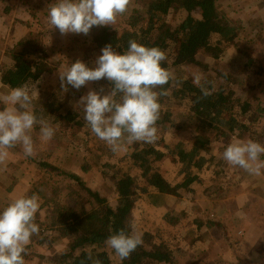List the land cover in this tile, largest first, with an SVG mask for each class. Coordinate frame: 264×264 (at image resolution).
<instances>
[{"label":"rangeland","instance_id":"obj_1","mask_svg":"<svg viewBox=\"0 0 264 264\" xmlns=\"http://www.w3.org/2000/svg\"><path fill=\"white\" fill-rule=\"evenodd\" d=\"M10 3L13 6L9 13L4 16L7 20L0 21V32L5 33L10 27V30H14V35L17 36V34L22 33L24 35L27 31L32 30L34 34L41 33L42 41L46 37L51 40L59 35V30L50 24L48 17L49 9L55 3V0H10ZM141 6L138 0H130L127 11L123 15L118 16L116 22L108 25V27H126V21L131 12L134 9L140 11L142 9ZM216 6L231 22L237 23L238 20L244 17L241 27L243 31L238 39L237 47L228 50L218 60L210 58L205 52H200L194 63L181 67V76L185 80L194 83L195 74L203 73L204 80L202 82L208 83L214 88L224 87L243 99L258 98L260 100L259 103L252 101V104L253 107L256 104L260 105L261 111H249L244 116V120L246 119V122H248L249 130L243 131L242 136H239L237 132H232L227 139H220L219 143H215L211 147L210 153L215 159L207 165L204 164L200 172H194V181L189 186L190 191L180 197L166 195L161 192L145 193L142 196L143 203L139 204L136 211L130 216V233L142 234V244L154 250H163L161 243L163 242L173 252L174 261L177 264H198L196 258H209L212 253L220 251L224 254L229 252L230 255L225 263H220L219 261V264H264V194L262 189L257 188L258 185L264 183V177L261 178L263 180L259 179V183H256V185H254L253 179L245 181V170L228 164L222 156L225 148L237 140L251 139L264 144V139L260 138L264 127V81L260 87L256 86L257 82L263 80L264 77L250 83L254 88L249 86L241 88L238 83L244 81L236 79L250 77L248 73H244L248 63V56L253 58L257 65L260 64L258 62L264 63V0H260L258 7L252 0H218ZM3 8V4L0 3V10ZM25 26L30 28L26 29ZM99 27L104 26H93L87 35L73 33L72 41L68 42V40L67 42L72 44L74 52L70 51L69 54L65 50L61 54H55L56 58H52L50 62H47L49 68H55L59 76L66 70L65 64L71 66L78 59L84 61L89 67H94L95 60L102 54L100 51L95 50L98 41L97 29ZM7 40L2 39L0 41V62L3 64L2 66L12 65L6 50L9 47L8 44H11V42L13 44L14 42L13 39L11 41ZM63 60L66 61L62 63ZM5 62H8V64H5ZM57 64L59 66H56ZM226 76L232 81H225ZM53 83L55 87L57 81H53ZM54 87L49 90L47 86L42 88L44 92H41V102L44 104V99L47 96L48 103L42 109L43 111H40L38 118H50L54 123L55 130L60 131V136L59 134L54 136L56 137V140H54L55 144H50L62 152L59 157L62 165L59 164V166L78 174L82 177L88 189L99 193L110 204H113L117 197L112 181V172L104 167L105 163L114 165L118 172L130 176L138 186L145 187L146 180L142 172L133 166L130 159L123 158L129 145H125L123 150L113 153L104 141L96 137L89 126L71 127L67 125L61 127V123L56 116L66 109L76 110L82 117L84 114L78 100L75 102L68 100L58 102L55 99L58 96L57 93L65 91L60 86ZM101 87L104 88L103 94H107L110 85L106 79L89 82L79 90L74 89L73 91L79 93L80 99L89 90L99 91ZM30 88L32 87L30 86ZM48 106H51L49 110ZM164 109L169 112L170 121L182 125L185 132L201 131L202 126L200 124L193 126L189 123L186 115L189 113L186 101L171 100L165 104ZM49 113H53V115L48 116ZM35 127L31 134L35 141V159L39 160L40 147L44 146L47 149L49 145L47 141L40 138V126L38 132H35ZM157 128L159 129V127ZM166 129H164L162 135L158 136L155 142L159 141V139L168 140V144L173 146L174 143L181 139L180 136L182 134L177 138H173L171 135H174L175 132H166ZM227 133L229 132L227 131ZM209 135L213 138L215 131L211 130ZM57 142H60V144H57ZM58 153L57 151L53 152L52 163L58 164ZM66 159H69V161L67 162ZM70 159H72L71 162ZM37 170L39 171V169ZM219 170L222 173H219ZM176 171L177 166L174 163V158L166 155L159 173L167 181L174 182ZM214 172H218L217 175H214ZM38 176V178L43 176L41 171ZM243 194L247 202L241 206L238 212H234L235 214L230 216L222 213L226 210L223 207L226 204H223V202L231 201L234 205L241 204V202L235 201L234 198ZM84 205L86 211L101 207L99 203L90 201L85 202ZM227 205L232 206L231 203H227ZM37 213L35 222L40 226V232L32 237L31 243L27 246L28 252L24 257L25 264H53L55 255L74 249L81 243L82 238H75L71 235L59 237L54 231L46 229V225H49L50 222V218L46 213L39 209ZM208 219L223 223L225 225L224 228H226H208L205 226ZM253 220L256 221L257 226L251 229L249 221ZM197 222L204 225L203 228L199 227ZM155 228L157 230L163 228L160 238L157 232L156 236L151 237L150 233ZM232 228L234 231H232ZM45 235H49L48 241L44 240ZM252 236L254 238L252 240L253 243H249L248 239ZM242 241L243 243H241ZM206 251L209 252L208 255H206ZM237 251L242 254V259L236 258L235 254ZM201 264H205V262L201 260Z\"/></svg>","mask_w":264,"mask_h":264},{"label":"trees","instance_id":"obj_2","mask_svg":"<svg viewBox=\"0 0 264 264\" xmlns=\"http://www.w3.org/2000/svg\"><path fill=\"white\" fill-rule=\"evenodd\" d=\"M217 1L138 0L142 9L140 11L134 9L131 12L126 27L104 26L97 29L98 41L95 50L100 53L102 48L110 44L115 51L122 54L127 50L130 40H136L147 47H159L165 51L167 60L162 66L172 71L175 79L164 86L169 90V94L161 97L160 100L162 108L160 119L157 121L159 127L157 135H162L166 128V132H175L171 135L173 138L182 135L173 146L168 144V140L163 139L150 144L137 142L129 145L123 158L130 159L133 166L142 172L146 180L145 187L138 186L130 176L118 172L114 165L105 163L104 167L110 169L113 176L117 197L113 204L108 203L99 193L88 189L78 174L49 161L35 162L36 168L43 176L33 182L30 195L36 193L40 196L39 210L50 218L46 229L54 231L59 237L71 235L82 238L81 243L74 249L55 255L53 264H94L96 259H99L101 264L176 263L173 252L163 242H161L163 250H154L142 244L129 259L121 261L105 241L121 229L130 233V216L138 205L143 203L142 196L145 193L161 192L180 197L190 191L189 186L194 181V172H200L204 164L207 165L215 159L210 153L211 147L219 143L220 139H227L232 132L242 136L243 131L249 130L244 116L249 111H261L260 105L256 104L253 107L252 101L257 103L260 101L256 97L243 99L224 87L214 88L208 83L201 82L202 86L208 88L211 93L204 97L199 86L181 76V67L194 63L200 52H205L210 58L218 60L228 50L237 47L243 31L241 27L244 17L237 23L231 22L217 8ZM0 3L3 4V12L9 13L11 7L7 0H0ZM28 27L25 26L26 29ZM6 52L12 65L1 67L0 81L10 89L22 84L31 86L45 72H50L44 63L45 52L41 33L34 34L32 30L27 31L22 39ZM258 63L261 65H257L254 59L248 56L244 73H248L250 77H235L244 81L238 83V86L254 88L250 83L264 77V63ZM225 81L230 82L232 79L226 76ZM263 81L264 79L257 82L256 86L260 87ZM108 83L111 88L113 85L109 81ZM171 100L188 103L189 113L186 115L189 123L193 126L200 124L201 131L185 132L182 125L170 121L169 112L164 106ZM47 108L50 109L51 106ZM31 110L39 117L41 110L32 106ZM56 118L60 121L61 127L88 126L76 110L66 109ZM211 130L215 131L213 138L209 135ZM38 131L39 126L35 127V132ZM58 131L55 130L57 133L55 135L60 136ZM260 138L264 139V127ZM166 155L172 156L177 166L174 182L167 181L159 173ZM261 159H264V156ZM218 172L222 173L221 170ZM218 172L213 174L217 175ZM87 201L99 203L101 207L86 211L84 203ZM197 223L201 227L202 224ZM205 226L226 228L223 223L210 219ZM162 229H153L150 233L151 237L156 236L157 232L160 238ZM44 240L48 241L49 235H45ZM89 256L92 259H88Z\"/></svg>","mask_w":264,"mask_h":264},{"label":"clouds","instance_id":"obj_3","mask_svg":"<svg viewBox=\"0 0 264 264\" xmlns=\"http://www.w3.org/2000/svg\"><path fill=\"white\" fill-rule=\"evenodd\" d=\"M129 4L130 0H55L48 17L61 35H87L93 26L114 24L117 17L127 11ZM101 53L94 67L79 59L67 66L59 75L61 88L67 91L70 85L79 90L89 82L106 79L113 85L107 94H103V87L99 91L89 90L78 102L91 131L113 153L137 142L154 143L158 139L160 100L169 94L164 86L175 79L174 73L162 66L167 60L165 51L130 40L122 54L110 44L102 48ZM202 80L203 73L195 74L194 83L207 97L211 93L202 86ZM32 99L27 84L0 95V104L5 106L0 110V163L17 144L22 145L26 157L35 154L31 134L35 126H40V138L44 141L55 135V128L30 110ZM222 156L228 164L242 168L250 175L264 174V159H261L264 144L251 139L237 140L225 148ZM39 208L40 196L33 193L15 199L0 211V264H25L27 246L40 232V226L35 222ZM142 242V234H130L124 229L105 241L121 261L129 259ZM88 259H92L91 256ZM94 264H101V261L96 259Z\"/></svg>","mask_w":264,"mask_h":264},{"label":"crops","instance_id":"obj_4","mask_svg":"<svg viewBox=\"0 0 264 264\" xmlns=\"http://www.w3.org/2000/svg\"><path fill=\"white\" fill-rule=\"evenodd\" d=\"M252 1L258 7L260 0H252ZM7 2L9 4V6L12 8L13 4L10 3V0H7ZM4 16H5V13L3 12V9H1L0 10V21L5 19ZM248 16H249V18H251L250 15H248ZM5 20H7V19H5ZM9 30H10V27H9L7 32H5V33L0 32V41L2 39L5 41L7 39H9L10 41H11V39H13L14 43L12 44V42H11L12 45L8 44L9 45L8 49L12 48L23 37L22 33L17 34V36H15L14 30H12V31L11 30L9 31ZM59 35H60V37H59ZM59 35L57 37L52 38L51 40L50 39L48 40L49 37H46L45 40H43V46H44L45 57H46L44 63L46 64V66L48 68H49V65L47 64V62H50V60L52 58H56L55 54H57V53L61 54L65 50L68 51L69 54H70V51L74 52V49L71 46L72 44L68 43V42L72 41L73 33L61 35V33L59 32ZM59 49H60V52H59ZM0 51H1V47H0ZM0 56H1V52H0ZM65 61L66 60H63L62 63H64ZM5 64H8V62L7 63L5 62ZM2 65L3 64L1 63L0 64V70H1ZM56 66H59V65L57 64ZM65 66L67 67L69 65L65 64ZM49 69H50V72H45L43 75H41V77L33 85H31L32 88H30V86H28L29 90H30V94L33 97L31 106L34 109L42 110V109H44V107H46V104L48 103L47 96L44 99L45 100L44 104L41 102L42 99H40L42 97L41 92L43 91L42 88L44 86H47V89L49 90L50 88L54 87L53 81H57V83L55 84V87H57V86L61 87V82H60L59 76L57 75V71L53 67L52 68L50 67ZM10 90L11 89L8 86L4 85L0 81V95L7 94L8 92H10ZM73 90H74V88H72L69 85V86H67V91H65V92L61 91L60 93H57L58 96L55 99H57L58 102L64 101V100H66V101L68 100L71 102H75L77 100L79 101L80 100L79 99V93H77L76 91H73ZM4 107L5 106L3 104H0V110H3ZM50 115H53V113H49L48 116H50ZM40 116H42V115L40 114ZM41 119H43V118H41ZM48 119L50 120V118H46L43 120L47 121L49 124H51L54 127V123L51 120L49 121ZM55 138L56 137L53 136V138L51 140L47 141L48 145H49V147L47 149L44 148V146L40 147V152L38 153V156L40 157L39 160L35 159V156H36L35 154L31 157H26L24 155L22 145H20V144H17L16 147L9 150V155H8L7 159L3 163H0V211H2L5 207H7L15 199L20 198L22 196H29L30 195L31 185L39 177L38 174L40 173L35 166V162H44V161L52 162L51 159H53V152L57 151V152H59L58 157H57V159H59V160L57 161V163H58V165L59 164L62 165V163L60 162V158H59L62 154L61 150L55 149L54 147H52V145H50V144H55V141H54V140H56ZM66 161L68 162L69 159H66ZM71 161H72V159H70V162ZM262 173H264V170H262ZM245 176H246V179L244 178L245 181L253 179L254 185H256V183H259V179L263 180L261 178L264 177V175H262V174L260 176L250 175L246 171H245ZM263 184L258 185L257 188L262 189V192L264 194V186H262ZM243 196H244V194L240 197L234 198L235 201H239V202H241V204L234 205V203H232L231 201L223 202V204H226L225 206H223V207H225L226 210L223 211L222 213L227 215V216H230V215L238 212L240 210L241 206L243 204H245V202H247L246 197H243ZM249 197L251 198L250 195H249ZM227 203H231L232 206L227 205ZM203 226L204 225H201L202 228H203ZM249 226L251 227V229L256 228V226H257L256 221L255 220L249 221ZM202 228H201V232H202ZM232 231H234L233 228H232ZM253 239H254L253 236L249 237V239H248L249 243H253V241H252ZM240 240H242V239H240ZM241 243H243V241ZM205 253H206V255L209 254L208 251H206ZM229 255H230L229 252H228V254H224L220 251V252L212 253V255L209 258L204 257L203 259H198V258H196V259L198 261V264H201V260L204 261L205 264H219V261H220V263H225L228 260ZM241 255L242 254L239 251H237L235 254L237 259L238 258L242 259Z\"/></svg>","mask_w":264,"mask_h":264}]
</instances>
